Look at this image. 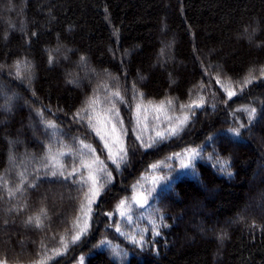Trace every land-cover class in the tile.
I'll return each instance as SVG.
<instances>
[{"label":"trees","instance_id":"obj_1","mask_svg":"<svg viewBox=\"0 0 264 264\" xmlns=\"http://www.w3.org/2000/svg\"><path fill=\"white\" fill-rule=\"evenodd\" d=\"M261 69L264 0H0V259L264 264ZM158 109L180 129L106 162L98 123Z\"/></svg>","mask_w":264,"mask_h":264},{"label":"rangeland","instance_id":"obj_2","mask_svg":"<svg viewBox=\"0 0 264 264\" xmlns=\"http://www.w3.org/2000/svg\"><path fill=\"white\" fill-rule=\"evenodd\" d=\"M160 109L157 110V112ZM160 115L154 116V117H148L145 116L143 119H137V122L140 123V126H138V134L137 137L134 136L132 138L131 136L128 137L124 132H119V130L114 125L107 123V126H105V123H98V132H99V140L102 145V150L105 154L106 162H112L115 159H121V157H128L132 155L136 148V144L140 141L142 142V139H151L153 136L160 137L167 133H172L173 129H180L182 124V119L176 116V114H173L172 111L168 109H161L160 112H158ZM113 118L114 116H109L108 118ZM110 118V119H111ZM103 119V118H102ZM104 119H106L104 117ZM143 124H146V129L143 128ZM154 129V132H151V129ZM164 132V133H163ZM159 134V135H158ZM162 134V135H161ZM107 145V147H106ZM171 159H177V156H171ZM173 161H170V163ZM184 164L188 163V156L184 158L183 160ZM170 163L166 164L169 165ZM162 165V163H161ZM165 165V168H168V166ZM154 176V175H153ZM152 176V177H153ZM89 180H90V190L95 187V189H98V185L96 183V174L93 171V169H90L89 172ZM156 184H154V181H151L149 185L147 186L146 192H149L151 189H154ZM145 189V188H144ZM209 189L204 188V191L209 193ZM91 195L89 198L97 199L98 195H93L92 191H90ZM150 194V192H149ZM133 195V194H132ZM137 200H140V198H137Z\"/></svg>","mask_w":264,"mask_h":264},{"label":"snow or ice","instance_id":"obj_3","mask_svg":"<svg viewBox=\"0 0 264 264\" xmlns=\"http://www.w3.org/2000/svg\"><path fill=\"white\" fill-rule=\"evenodd\" d=\"M50 61H51V57H50ZM16 67H17V69L19 70V67H20V63H19V62L17 63ZM261 72H262V74H264V69H261ZM17 74L19 75V71H18ZM245 83H251V79H246ZM115 95L118 96L119 94L116 93ZM228 95H229V97H231V96L235 95V92L229 91V92H228ZM168 103L170 104L171 101H169ZM197 106H199V105H197ZM255 112H256V109H255V108H252L251 110H249V119H251V118L255 115ZM186 119H187V117H185V120H186ZM47 127H49V128H55L56 125H55L54 123H52L51 121H48V122H47ZM229 131L233 132V133L236 134V135H239V129H229ZM172 132H173V134H175L176 129H173ZM158 135H159V134H158ZM149 146H150V145H149ZM83 147H85V148H89L90 150H92L90 145H83ZM106 147H107V145H106ZM92 151H94V150H92ZM197 154H198V153H196L195 150H193V156H192V158L194 159L195 156H196ZM123 159H124V157L122 156V157H121V160H123ZM114 162H115V161H114ZM83 166H85V167H89L88 165H83ZM117 166H119V165H117ZM189 166H190V165H184V167H189ZM154 167H155V166H154ZM77 170H78V169H74L73 171L75 172V171H77ZM55 174H56V173H53V175H55ZM61 175H63V173H61ZM70 175H71V174H70ZM17 191H19V188H17ZM90 191H92L93 195H98V194H99V190H98V189H95V187H94L93 189H91ZM91 203H92V201L89 200V205H90ZM124 203H125L124 201H121V202H120V205L123 206ZM141 206H142V205H141ZM81 207H82V209H83V205H82ZM90 210H91V209H90V207H89V211H90ZM121 215H122V216L124 215V212H123V211L121 212ZM33 219H35V222H36V226H37V227H41V226H42V222H41L39 216H37V217H35V218L30 217L28 222L31 223ZM117 230L119 231V229H117ZM82 231H83V230H82ZM156 235H159V233L156 232ZM78 239H79V234H77L76 236L73 237V241L78 240ZM142 240H143V238H141V240H139V241H138V240H135V238H133V242L136 243V244H138V245L142 244ZM61 243L63 244V237L61 238ZM102 243H105V242L102 241ZM65 247H66V245H65ZM57 254H59L58 250H57ZM117 254L119 255V253H117ZM47 259H50V258H49V257H44V258H42L41 260L37 261V264H46ZM0 264H7V260H6V259H0Z\"/></svg>","mask_w":264,"mask_h":264}]
</instances>
